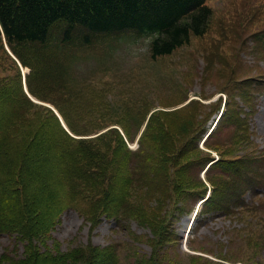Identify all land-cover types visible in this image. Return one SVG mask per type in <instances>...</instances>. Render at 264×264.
<instances>
[{"label":"trees","instance_id":"16d2710c","mask_svg":"<svg viewBox=\"0 0 264 264\" xmlns=\"http://www.w3.org/2000/svg\"><path fill=\"white\" fill-rule=\"evenodd\" d=\"M207 1L0 0V48L6 46L17 62L30 70L25 78L28 95L52 106L59 115L41 106L45 116L40 124L24 130L22 126L27 125L23 123L35 105L23 91L19 75L16 81H2L0 237L9 235L26 241L23 257L15 259L14 264H36L41 254L47 251L48 257L51 255L45 243L66 211L87 215L95 224L105 217L119 225L135 219L130 198L147 185L150 177L166 179L174 188L171 171L181 153L182 158L196 147L191 133L197 123L188 120V125L181 123L177 131L169 120L155 114L146 120L140 111L131 108L120 116L122 122H117L124 139L117 129L109 128L111 123L86 120L94 113L117 112L105 104L102 96L81 87L76 78L64 76L63 61L68 56L75 58L82 48L122 37L150 38L147 49L153 61L170 56L192 37L206 33L212 16ZM222 123L221 118L208 138L229 125ZM142 127L137 148L132 151L128 144ZM236 130L237 126L231 128L230 139ZM262 159L257 155L219 157L203 162L202 167L206 166L209 173L219 167L216 171L221 176L210 180L212 186L242 188L238 200L259 211L255 203L244 202L243 193L264 186ZM214 190L197 207H205ZM202 211L197 208L196 214ZM259 243V247L264 246V236ZM47 262L120 261L111 247L99 250L87 245L56 252Z\"/></svg>","mask_w":264,"mask_h":264},{"label":"rangeland","instance_id":"374dc122","mask_svg":"<svg viewBox=\"0 0 264 264\" xmlns=\"http://www.w3.org/2000/svg\"><path fill=\"white\" fill-rule=\"evenodd\" d=\"M206 4L212 11L206 33L192 37L170 56L153 61L147 49L150 38L122 37L82 48L75 58L63 61L64 76L76 78L117 112L94 113L86 120L111 123L109 128L124 139L117 122H122L126 110H138L146 120L151 114L160 116L177 131L189 120L197 123L191 133L196 147L178 156L171 171L174 188L166 179L150 177L139 193H133L135 219L117 225L102 217L95 224L87 215L66 211L45 243L51 255L46 251L36 264H58L47 259L87 245L99 250L111 247L119 264H264V246L259 247L264 236V186L243 193L244 202L255 203L256 211L238 200L242 188L212 186L211 181L221 176L219 167L211 173L202 167L213 158L245 155L260 156L264 163V0ZM29 71L6 46L0 48V86L4 79L16 81L19 75L29 98L25 85ZM31 102L35 107L23 123L27 126H22L28 131L29 125L40 124L45 116L42 107H47L36 98ZM221 118L222 126L229 125L208 138ZM142 131L143 127L129 142L130 150L137 148ZM213 187L205 207H197ZM197 208L203 211L195 215ZM25 246L26 241L1 236L0 264H14L23 257Z\"/></svg>","mask_w":264,"mask_h":264}]
</instances>
